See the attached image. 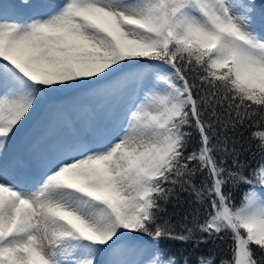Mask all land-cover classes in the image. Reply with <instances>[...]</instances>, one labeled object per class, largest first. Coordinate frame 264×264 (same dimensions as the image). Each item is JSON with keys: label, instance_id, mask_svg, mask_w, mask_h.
<instances>
[{"label": "snow or ice", "instance_id": "obj_1", "mask_svg": "<svg viewBox=\"0 0 264 264\" xmlns=\"http://www.w3.org/2000/svg\"><path fill=\"white\" fill-rule=\"evenodd\" d=\"M69 90L52 121L88 133L10 166L32 113ZM0 93V264H181L164 241L212 245L196 264H264L255 0H0ZM97 99L116 103L93 121ZM181 192L198 206L170 212Z\"/></svg>", "mask_w": 264, "mask_h": 264}, {"label": "rangeland", "instance_id": "obj_2", "mask_svg": "<svg viewBox=\"0 0 264 264\" xmlns=\"http://www.w3.org/2000/svg\"><path fill=\"white\" fill-rule=\"evenodd\" d=\"M19 3V0H16ZM258 8V7H257ZM259 9V8H258ZM25 16L22 10H18L12 17L15 19H21ZM62 94L58 93L57 95ZM65 94H67L65 92ZM2 95V93H0ZM82 96H79L76 101H69L67 96L63 98L60 106L50 111V116H44L43 107L49 100V96L45 97L36 111L32 113L28 123L17 133L15 139L8 146L7 161L11 166L17 160L27 159L29 151L32 145L39 141L42 145H47L54 141L71 138L76 135H86L88 133L89 120H82L80 118H73L70 124H66L63 121H56L59 124V128H54V124H51L49 118L53 117V113L59 108H68L74 106ZM115 101H106L104 99H97L92 101L93 112L90 119L98 121L103 118L108 109L113 106Z\"/></svg>", "mask_w": 264, "mask_h": 264}, {"label": "trees", "instance_id": "obj_3", "mask_svg": "<svg viewBox=\"0 0 264 264\" xmlns=\"http://www.w3.org/2000/svg\"><path fill=\"white\" fill-rule=\"evenodd\" d=\"M257 7L260 8L261 6H264V0H255ZM259 157L257 156V159ZM180 202L174 201L177 205V207L174 209L171 206H169V211H178L181 214H183L186 211H191L192 208L197 207V204H192L191 207H189V201L191 200V197L188 193L181 192L180 194ZM165 250L170 251L172 253H175L176 257L181 261V264H184V260L188 261V264H196L197 258L201 253H206L209 249L212 248V245H201L199 248H195L193 246V243L188 242H180V241H164L162 242ZM217 256H223L225 251L227 250L226 244H221L219 247L213 249Z\"/></svg>", "mask_w": 264, "mask_h": 264}, {"label": "bare ground", "instance_id": "obj_4", "mask_svg": "<svg viewBox=\"0 0 264 264\" xmlns=\"http://www.w3.org/2000/svg\"><path fill=\"white\" fill-rule=\"evenodd\" d=\"M100 264H106L107 257H100Z\"/></svg>", "mask_w": 264, "mask_h": 264}]
</instances>
